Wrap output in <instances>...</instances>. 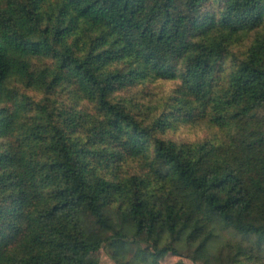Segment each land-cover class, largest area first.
I'll list each match as a JSON object with an SVG mask.
<instances>
[{
	"label": "trees",
	"instance_id": "trees-1",
	"mask_svg": "<svg viewBox=\"0 0 264 264\" xmlns=\"http://www.w3.org/2000/svg\"><path fill=\"white\" fill-rule=\"evenodd\" d=\"M157 79L166 99L129 93ZM206 104L226 138L165 136ZM214 225L248 244L210 254ZM104 244L264 264V0H0V264Z\"/></svg>",
	"mask_w": 264,
	"mask_h": 264
},
{
	"label": "rangeland",
	"instance_id": "rangeland-1",
	"mask_svg": "<svg viewBox=\"0 0 264 264\" xmlns=\"http://www.w3.org/2000/svg\"><path fill=\"white\" fill-rule=\"evenodd\" d=\"M178 81L173 80H153L140 83L139 85L131 88L129 93H135L137 97H143V102L154 103L155 101L163 100L167 98V95L171 93V90L175 88ZM33 95L34 93L31 92ZM60 99L66 101V96L63 93L59 94ZM188 107L183 112L187 113ZM191 120L187 123L179 124L174 130H170L166 133L167 138H171L176 141H196L203 139L204 137L218 136L220 138H226V128L224 126L217 125L213 120L215 114L214 104H206L202 106L196 105L191 111ZM87 232L93 235L101 236L106 239L111 230L100 228L95 219L89 214H85ZM214 237L208 243V250L210 254L216 253V250L225 241H238L242 245H247L248 242L242 240L239 233L234 231H225L218 226H213ZM122 253V245L115 244L108 246L104 244L99 250L86 254L83 258L85 261L95 262V264H117V260ZM190 255L185 249L181 250V255L177 256L168 252L158 262H148V264H172L178 260H184L187 264H190ZM209 264H215L212 259H209Z\"/></svg>",
	"mask_w": 264,
	"mask_h": 264
}]
</instances>
